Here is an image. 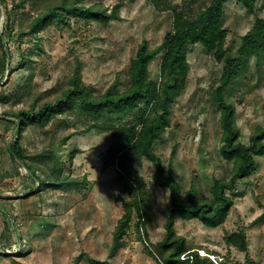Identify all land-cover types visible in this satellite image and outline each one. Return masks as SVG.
Returning <instances> with one entry per match:
<instances>
[{"label": "rangeland", "instance_id": "rangeland-1", "mask_svg": "<svg viewBox=\"0 0 264 264\" xmlns=\"http://www.w3.org/2000/svg\"><path fill=\"white\" fill-rule=\"evenodd\" d=\"M19 1L6 3L11 7ZM97 1L109 8L124 2L120 17L108 26L96 22L87 26L84 21L73 20L70 27L54 25L41 32L38 39L27 37L23 42L18 41L17 30L5 34L12 66H17L23 53L28 57L30 71L14 73L10 82L0 85V92L10 90L5 101L0 99V116L10 109H27L33 101L43 103L59 96L68 85L76 60L82 63L84 82L97 94L114 84L116 90H124L129 84L131 59L140 44L148 40L155 49L172 28V14L163 4L149 0ZM184 2L170 0L179 5ZM29 9L27 5L21 11ZM225 9L224 27L229 32L226 47L233 54L255 20L264 18V0H258L253 10L230 0ZM5 26L2 9L0 29L5 30ZM36 41L42 49L35 45ZM188 58L187 86L173 102L169 126L158 140L156 151L167 167L171 164L174 168L184 194L194 188L196 195L209 197L214 179L228 178L234 168L233 161L220 152L221 111L211 92L221 82L225 63L200 45L190 48ZM160 60L159 55L151 65V75L156 80H160ZM248 60L245 73L228 88L244 140L264 129V52L252 54ZM25 79L30 89L15 91V86ZM60 119L67 123L56 120L45 128L30 126L23 134V146L33 159L43 152H53L63 167L62 177L80 182L46 190H41L40 182L11 159L7 146L17 135L12 124L0 119V264H93L90 259L106 264H161L145 251V239L151 245L163 240V210L170 202L169 190L154 180L153 164L145 158L135 164L151 196L149 213L139 216L135 212L132 229L114 248L113 233L124 214L123 200L129 201L130 196L118 180L117 167L102 171L111 133L89 130L77 113ZM70 134L71 138L62 143ZM72 149L77 151L71 161ZM35 162L48 173L40 172L41 176L53 181V175H57H52L50 167L53 158L45 161L48 165L40 159ZM234 201L223 226L209 229L200 221L178 216L177 232L189 245L199 247L200 255L207 249L215 252L216 261L228 258L230 264H264V156L257 158V170L240 183ZM140 218L142 222L148 218L149 222L139 225ZM241 228L248 234V253L229 248L224 239L227 232Z\"/></svg>", "mask_w": 264, "mask_h": 264}, {"label": "trees", "instance_id": "trees-1", "mask_svg": "<svg viewBox=\"0 0 264 264\" xmlns=\"http://www.w3.org/2000/svg\"><path fill=\"white\" fill-rule=\"evenodd\" d=\"M149 1L156 5L163 4L164 9L171 12L172 28L157 48H151L148 40L140 44L131 59L128 86L118 91L114 84L104 93L97 94L84 82L82 63L76 60L68 85L59 96L43 103L33 101L27 109H10L0 116L1 121L12 124L17 135L8 144L7 151L14 162L31 173L35 182H40L41 190L80 183L62 177L63 167L53 152H43L36 157L47 165L45 161L53 158L54 164L51 162L50 167L53 169L52 175L57 173L53 175L56 177L53 181L42 177L40 172L48 173L43 165H36V159L23 146V134L28 127L45 128L56 120L67 123L60 116L77 113L89 130L103 129L111 133L102 158V171L117 167L118 180L130 196L129 201L123 200L124 214L113 233L114 248L121 245L132 229L135 212L139 216L149 213L151 196L135 167L145 158L154 166L155 182L170 192V202L163 210L166 217L165 236L155 245L145 239L148 244L145 251L161 264H230L228 258L221 262L211 260L210 256H214L215 252L209 249L207 255H200L199 247L189 245L187 239L178 234L176 219L182 216L197 220L209 229L223 226L235 205L234 195L239 191L240 183L257 170V158L264 156V129L244 140L236 124V106L228 95L229 86L245 73L249 56L264 52V18L255 20L252 29L242 37L236 52L229 54L226 47L229 32L224 27V21L225 8L230 0H185L183 5L170 3V0ZM236 1L246 9L253 10L258 0ZM27 5L29 11H21ZM123 6L122 1L109 8L103 1L96 0H20L9 7L6 0H0V20L2 9L6 18L5 30L0 29V85L10 82L14 73L30 71L28 57L23 53L17 66H12V53L8 48L6 33L17 30L18 41L23 42L27 37L38 39L41 32L54 25L70 27L73 20L84 21L87 26L93 22L108 26L120 17V8ZM35 43L42 49L37 41ZM196 45L225 63L221 82L211 92L221 111L220 152L234 163L228 178L214 179L209 197L196 195L194 188L184 194L174 168L171 164L167 167L156 151L158 140L169 126L173 102L187 86L190 77L188 51ZM159 55L160 80H156L152 78L151 65ZM29 89L30 84L26 79L15 86V91L21 93ZM9 93L10 90H2L0 99L5 101ZM72 135L64 137L62 143ZM76 151H70L71 161ZM148 222V218H144L143 222L140 218L139 225L145 226ZM138 232L139 238L144 241L140 230ZM224 239L229 248L249 252L245 228L227 232ZM90 260L93 264H106ZM249 264L254 262L250 261Z\"/></svg>", "mask_w": 264, "mask_h": 264}, {"label": "built area", "instance_id": "built-area-1", "mask_svg": "<svg viewBox=\"0 0 264 264\" xmlns=\"http://www.w3.org/2000/svg\"><path fill=\"white\" fill-rule=\"evenodd\" d=\"M211 258H212L214 261H216V260L213 258V256H211Z\"/></svg>", "mask_w": 264, "mask_h": 264}, {"label": "clouds", "instance_id": "clouds-1", "mask_svg": "<svg viewBox=\"0 0 264 264\" xmlns=\"http://www.w3.org/2000/svg\"><path fill=\"white\" fill-rule=\"evenodd\" d=\"M202 255H207V254H202ZM211 257V256H210Z\"/></svg>", "mask_w": 264, "mask_h": 264}]
</instances>
